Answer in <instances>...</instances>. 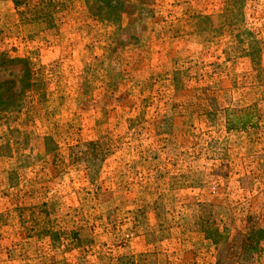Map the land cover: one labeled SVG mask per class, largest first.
I'll list each match as a JSON object with an SVG mask.
<instances>
[{"label":"rangeland","instance_id":"1","mask_svg":"<svg viewBox=\"0 0 264 264\" xmlns=\"http://www.w3.org/2000/svg\"><path fill=\"white\" fill-rule=\"evenodd\" d=\"M40 2L0 0V54L21 61L0 70V152L35 156L13 175L0 158V264L261 263L264 0L239 1L240 27L227 0H152L119 60L91 0L29 21ZM198 17L221 29L210 42Z\"/></svg>","mask_w":264,"mask_h":264},{"label":"trees","instance_id":"2","mask_svg":"<svg viewBox=\"0 0 264 264\" xmlns=\"http://www.w3.org/2000/svg\"><path fill=\"white\" fill-rule=\"evenodd\" d=\"M239 1L242 0H227V6L228 8H231L230 11L226 12V14L230 15V17L226 18L225 21H223L224 27H240L244 25V20L240 19V12L235 11L236 7L239 4ZM244 1V0H243ZM139 2L138 0H91V4L89 7V14L92 18L97 20L104 28L105 32V46H104V56L108 59H113L114 57L119 60L120 57L117 56L118 52L120 51H126L127 45L125 42H123V36L121 33L124 30V24L123 21L125 19L129 20L128 28L130 25V22L136 21V22H144L146 19H151L152 17V0H148L147 3L137 6L136 3ZM58 5L51 2V0H41V2L36 5L30 11V17L28 18L29 21H39L41 20V17H33L34 15H38V13L44 12L43 20L45 22L50 21V12L47 13L46 8L50 10V8H53L56 11V7ZM240 6V5H239ZM15 7L18 10H24L28 9L30 7V0H15ZM23 8V9H22ZM35 10V11H34ZM21 15L22 12L20 13ZM42 16V15H40ZM32 17V19H30ZM198 22L200 24V27H196V33L199 34L203 39L204 42H210L213 38V35H216L217 32H220L221 29L219 28H213L209 27L206 23L207 18L204 17H198ZM127 28V29H128ZM121 32V33H120ZM248 34L249 33H245ZM244 36L243 34L239 37L241 38ZM137 42L138 39L134 37L128 38L127 44L132 45V42ZM248 56V55H247ZM250 57V56H248ZM15 62L19 63L21 61H17L14 59H10L6 57L4 54H0V70L5 67L6 65H12ZM261 64V60L259 62ZM30 77V76H29ZM231 121L228 119V125H230ZM230 130V129H228ZM46 142H49L50 139H46ZM24 143V141H22ZM10 141L7 142V144L4 146L3 149H8L9 153H1L0 152V158H9L14 161V164L9 169V174H18V172L21 169L28 168L32 165L33 162H35V156L31 152L30 154H25L23 152L19 151V148L21 147V141L16 140L14 143L15 149L11 148ZM87 147H92L95 149H98L100 152V159L96 161L97 158H92L88 154H81V157L79 158V161H84L88 164V173H91L93 171V167L95 164L98 165V168L100 167L101 163L104 160V153L102 148L100 147L99 142H92L87 145ZM40 158V157H38ZM58 157L54 159V163H57ZM94 172V171H93ZM96 173V171L94 172ZM210 207V205H205V209L207 207ZM42 207L46 208V205H43ZM32 210V209H31ZM28 210V211H31ZM23 212V211H22ZM52 234V233H49Z\"/></svg>","mask_w":264,"mask_h":264},{"label":"crops","instance_id":"3","mask_svg":"<svg viewBox=\"0 0 264 264\" xmlns=\"http://www.w3.org/2000/svg\"><path fill=\"white\" fill-rule=\"evenodd\" d=\"M248 107L249 106H245L244 108H248ZM262 142H263V140L261 142H259V143H262ZM243 176L244 175L239 174L237 178H242ZM263 183H264V181H263ZM236 184L238 186V189L240 190V193H250L246 189L240 187V182L239 181ZM263 185L264 184H261L260 187H258V185H254V190H252V195H253L252 197H254V201H257L259 203L260 210L258 212L261 211V207H264V186ZM257 250H258L257 251L258 255H261V256L264 255V245L263 244ZM260 262L261 263H259L258 261L253 260L251 264H264V260H261Z\"/></svg>","mask_w":264,"mask_h":264},{"label":"built area","instance_id":"4","mask_svg":"<svg viewBox=\"0 0 264 264\" xmlns=\"http://www.w3.org/2000/svg\"><path fill=\"white\" fill-rule=\"evenodd\" d=\"M212 194H213V195H216V194H217V188L214 187V188L212 189Z\"/></svg>","mask_w":264,"mask_h":264}]
</instances>
